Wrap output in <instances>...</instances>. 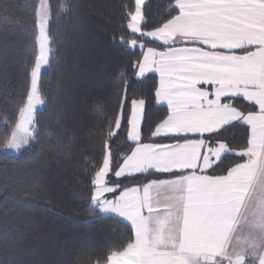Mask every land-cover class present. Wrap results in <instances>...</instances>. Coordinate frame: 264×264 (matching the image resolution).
Here are the masks:
<instances>
[{"label": "snow or ice", "instance_id": "obj_1", "mask_svg": "<svg viewBox=\"0 0 264 264\" xmlns=\"http://www.w3.org/2000/svg\"><path fill=\"white\" fill-rule=\"evenodd\" d=\"M144 3L134 0L126 28L161 47H148L132 68L138 77L159 73L154 97L167 113L150 136L174 142H143L145 99L131 101L126 120L122 111L115 116L108 138L119 135L123 120L134 147L113 166L105 141L90 178V207L128 222L133 238L109 255V264H264V0H174L175 14L148 31L142 30ZM35 16L39 52L19 119L0 138L4 152L25 150L40 132L34 112L43 103L40 76L51 52L47 0H40ZM120 43L145 48L137 38ZM237 97L251 110L234 106ZM234 122L249 129L240 151L220 135ZM230 155L242 162L223 175L208 174ZM150 170L170 178L123 188L108 178Z\"/></svg>", "mask_w": 264, "mask_h": 264}, {"label": "trees", "instance_id": "obj_2", "mask_svg": "<svg viewBox=\"0 0 264 264\" xmlns=\"http://www.w3.org/2000/svg\"><path fill=\"white\" fill-rule=\"evenodd\" d=\"M47 3L51 52L40 76L43 104L34 114L40 132L17 154L0 151V264H106L113 251L120 252L133 238L129 223L90 207V178L102 161L105 141L114 165L133 147L123 120L119 135L109 139L107 132L118 113L128 118L133 99H145L143 142L173 143L150 136L167 108L155 102L156 75H135L132 65L141 50L120 43L121 37L142 39L126 28V12L134 0ZM38 4L0 0V138L14 127L30 88ZM173 4L145 0L143 30L174 15ZM145 43L161 47L155 41ZM232 103L251 110L241 98ZM220 135L233 149H243L249 129L234 123ZM239 161L230 155L208 174H225ZM157 178L170 177L150 170L110 181L123 188Z\"/></svg>", "mask_w": 264, "mask_h": 264}, {"label": "rangeland", "instance_id": "obj_3", "mask_svg": "<svg viewBox=\"0 0 264 264\" xmlns=\"http://www.w3.org/2000/svg\"><path fill=\"white\" fill-rule=\"evenodd\" d=\"M39 2H40V0H39ZM39 5V4H38ZM47 30V29H46ZM143 30V29H142ZM130 31V30H129ZM143 31H148V30H143ZM38 32H39V30H38V28H37V36H38ZM131 32V31H130ZM135 35H137V37H139V34H135ZM131 39H133V38H131ZM131 39H129V40H131ZM146 40H150V41H155V40H152V39H150V38H143V39H138V43H144V45H145V48L142 50V49H140L139 47H137V48H131V47H129V45L127 46L129 49H139V50H141V58H142V56H143V52L144 51H146V49L148 48V47H153V48H157V49H160V47H158V46H150V45H147L146 43H145V41ZM156 43H160L159 41H155ZM38 52H39V45H38V42H37V55H38ZM140 58V59H141ZM46 66H47V64L46 65H44V66H42V70H44L45 68H46ZM148 74H155L156 75V80H157V86H158V84H159V79H160V77H159V73L158 72H156L154 69L153 70H151V71H148V72H146L145 73V75L144 76H142V77H138V76H136L137 78H143V77H145L146 75H148ZM31 84V83H30ZM155 102H156V104L157 105H164V106H166V104L165 103H158L157 101H156V99H155ZM42 104L43 103H41V104H39V105H37L36 106V110H35V112L39 109V108H41L42 107ZM130 111H131V105H130ZM130 111H129V115H130ZM35 112H34V114H35ZM128 115V116H129ZM18 119H19V115H18V118H17V121H18ZM236 151H240V150H242V149H235ZM4 152V151H3ZM5 153H8V154H17L18 152L17 151H13V150H8L7 152H5ZM239 162H242V161H239ZM239 162H237V163H239ZM113 166H115V165H113ZM232 166H234V164L232 165ZM231 166V167H232ZM226 173V172H225ZM114 176L113 175H109V179H111V178H113ZM114 178H116V177H114ZM113 184V183H112ZM113 185H115V184H113ZM118 194V193H117ZM107 198L108 199H112V196H111V194H107ZM115 216V215H114ZM108 264H109V262H108Z\"/></svg>", "mask_w": 264, "mask_h": 264}, {"label": "crops", "instance_id": "obj_4", "mask_svg": "<svg viewBox=\"0 0 264 264\" xmlns=\"http://www.w3.org/2000/svg\"><path fill=\"white\" fill-rule=\"evenodd\" d=\"M159 44H161V43H159ZM237 98H241V99H243L242 97H237ZM244 100V99H243ZM246 101V100H245ZM247 102V101H246ZM234 123H242V122H234ZM243 124V123H242ZM145 143H152V142H145ZM160 144H167V143H160ZM133 147H134V145H133ZM239 150V149H238ZM120 162V161H119ZM223 175V174H222ZM111 183H113V184H115L114 182H111ZM116 185V184H115ZM143 185V184H142ZM142 185H140V186H142ZM129 187H132V186H129ZM122 219V218H121ZM128 223V222H127ZM124 250V249H123ZM123 250H121V251H123ZM120 251V252H121ZM108 262L109 261H107V263L106 264H108Z\"/></svg>", "mask_w": 264, "mask_h": 264}]
</instances>
